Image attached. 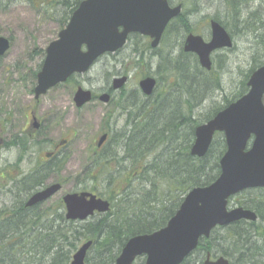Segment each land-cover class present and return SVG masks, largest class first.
<instances>
[{"label":"trees","instance_id":"obj_1","mask_svg":"<svg viewBox=\"0 0 264 264\" xmlns=\"http://www.w3.org/2000/svg\"><path fill=\"white\" fill-rule=\"evenodd\" d=\"M3 1L0 0V5ZM14 1L8 0L7 4ZM24 1L53 17L62 29L83 0ZM183 17L182 14L178 19L186 34L192 28ZM220 21L232 30L229 21ZM256 29L259 30L252 34L259 40L264 28ZM180 31L171 21L163 39L170 35L176 38ZM133 37L140 40L142 47L133 50L132 69L145 60L144 49H152L146 37L134 33L129 41ZM158 57L155 92L146 96L137 88L133 92L136 103L126 104L123 98L127 92L125 88L121 91L113 101L117 103L118 115L106 119L104 130L109 133V139L101 148L91 145L84 169L76 176L72 190H91L108 199L111 209L86 220H69L62 197L26 206L27 198L51 177L66 182L60 177L66 155L55 154L41 163L35 162L29 172L7 180L13 200L0 210V264H70L79 245L88 240L93 245L86 264H115L130 237L166 226L191 188L208 185L220 175V159L227 149L224 134L216 133L207 155L197 157L191 153L196 127L245 94L251 73L264 62L254 57L256 62L244 74L233 98L224 97V102L214 103L209 112L197 114L198 105L222 88L217 75L222 62L216 67L213 58L214 66L208 71L200 65L196 54L185 52L183 47L177 55L167 51ZM41 65L42 61L30 73L33 84ZM66 84L74 90L80 85L78 76H71ZM108 90L114 93L111 88ZM131 103L136 108H128ZM121 116L125 121L120 129H115ZM6 117L0 114V132L8 122ZM40 132L43 134V128ZM46 141L44 137L43 148ZM29 142V138L16 142L21 153L31 147ZM36 144L32 145L34 149ZM235 201L255 210L259 219L216 227L210 237L200 240L197 249L182 264H203L208 252L229 258L231 264H264V188L245 190ZM135 264H145V258L138 257Z\"/></svg>","mask_w":264,"mask_h":264},{"label":"water","instance_id":"obj_2","mask_svg":"<svg viewBox=\"0 0 264 264\" xmlns=\"http://www.w3.org/2000/svg\"><path fill=\"white\" fill-rule=\"evenodd\" d=\"M181 11V5L171 7L168 0H83L57 39L46 48L37 75L35 97L39 99L75 73H86L103 54L121 49L131 33L150 36L152 47L159 46L167 24ZM10 46L11 39L0 36V57ZM232 46L230 34L213 20L211 40L206 42L201 35L190 34L184 49L196 53L201 66L210 70L213 51ZM127 80V75L114 77L112 87L121 89ZM139 85L145 94L151 95L157 80L149 75L141 79ZM248 86L246 94L195 130L191 153L198 157L208 153L216 132L225 136L227 149L220 160L218 178L208 185L192 188L165 227L132 236L116 264H134L139 256H145V264H182L197 248L200 239L209 237L216 226L258 218L252 209L229 206V199L238 193L264 187V65L251 74ZM99 99L107 103L111 94L104 92ZM92 100L91 89L77 88L74 94L77 107ZM36 126L39 127L40 123L36 122ZM106 138L107 134L101 136L99 146ZM61 189V183L50 184L35 192L28 199L27 206L44 202ZM63 200L66 217L70 220H85L96 212L106 213L110 209L108 200L89 191L68 192ZM92 245L93 241H86L75 253L71 264H86L87 251ZM204 264L231 263L224 256L212 259L211 253H207Z\"/></svg>","mask_w":264,"mask_h":264},{"label":"rangeland","instance_id":"obj_3","mask_svg":"<svg viewBox=\"0 0 264 264\" xmlns=\"http://www.w3.org/2000/svg\"><path fill=\"white\" fill-rule=\"evenodd\" d=\"M186 1L183 12L187 14L198 11L192 17V23H195L199 31L203 32L202 35H207L206 31L209 29L207 19H209L208 16L214 15V8L205 6L208 0ZM7 3L8 0H4L0 5V36L10 38L12 44L5 57L0 59V114L5 118V112L11 111V126L19 132L20 126L25 125L26 112L28 114L30 109H34L42 122L43 136L47 140L42 150L44 158L47 159L45 157L47 152L66 155V163L60 174L66 182L63 190L53 198L56 200L74 188L76 176L82 172L86 164L87 151L91 145L97 144L100 134L106 127V119L110 115H118L117 103L105 104L97 98L78 109L73 99L74 91L67 84L52 88L36 100L34 92L31 91L36 81L33 84L34 78L30 73L38 68L44 59L42 51L57 39L61 29L53 17L44 15L24 0ZM181 35L182 33H179L176 40L173 35L162 39L157 48L150 50L143 48L145 60L138 65L139 67L132 69L130 65L134 63L133 50L142 47L140 40L133 37L119 52L113 56L103 57L90 73L78 76V81L84 87L100 94L110 86V80L114 76L124 75L123 73L127 72L130 78L125 91L132 95L137 88L140 89V79L146 75L155 76L154 71L160 59L158 55L165 54L167 51L174 55L178 54L182 46L174 45V42L181 40ZM257 43L258 40L252 34L239 35L232 48L222 49L213 55L216 67L220 64L219 62H222V68L218 69L219 74H217L221 79L222 88L198 105L197 114L209 112L214 103L224 102V97L233 98L240 89L244 74L256 62L254 57L264 62V43L261 40ZM108 73H110L109 80ZM119 94L120 92L115 96ZM124 121L125 118L121 116L115 129H120ZM29 124L26 125L25 130ZM26 131L29 132V128ZM6 137L2 130L0 132V210L11 204L13 200V196L8 193L10 184L7 180L10 177H18L21 172H29L38 156V154L36 156V150L32 156L28 155L23 163H16L19 156L18 150L2 147L5 145ZM65 139L69 141V144L56 148V144ZM53 179L54 177H51L48 183Z\"/></svg>","mask_w":264,"mask_h":264},{"label":"flooded vegetation","instance_id":"obj_4","mask_svg":"<svg viewBox=\"0 0 264 264\" xmlns=\"http://www.w3.org/2000/svg\"><path fill=\"white\" fill-rule=\"evenodd\" d=\"M168 2H169V5L171 7H176L178 5L182 6V12L178 16L172 18L170 21H174L175 25L180 27V29H181L180 33H182L181 40L175 41L174 45L181 46L183 44L182 45L183 48L185 46V41H186L188 35H190V34H199L204 38V40L206 42L210 41L212 38V21L213 20L219 22L227 30V32L230 34L232 40L234 41V45L236 42V38L239 35L252 34L253 31L259 30V29H256L258 27H260V29L264 28V0H208V3L205 4V6L213 7L215 13L212 16H208L209 19H207V20L209 21V29L206 31L207 35H205V36L201 34L203 32L199 31L196 24L192 23V21H193L192 17L194 16V14L198 13V11H196L194 13L189 12V13L185 14L183 11H184L186 4H187L186 0H168ZM205 8H207V7H205ZM216 11H217V13H216ZM182 14L184 15L183 20L186 21L192 28V31H190L186 34L183 33V31H182V27H181L182 21L178 19V17ZM220 19H225V20H227V22L229 21V24H230V27L232 30L230 31L229 29H227V27H225L222 24ZM164 34H165V32H164ZM164 34L162 36V39L164 37ZM146 38L150 42V46H151L152 38L150 36H146ZM176 38H174V39L176 40ZM260 40L264 43V32H262V36L258 40V43L260 42ZM152 49H154V48H152ZM220 50H222V49L220 48L219 50H217V52ZM214 57L215 56H212V61H213ZM119 75L120 74H118L116 76H119ZM110 83H111V81H110ZM127 84H128V82L126 83V85ZM108 88H110V87H108ZM108 88L106 87L104 90H107ZM107 91H109V90H107ZM121 91H114L113 97L111 98V102H113L116 99V96H115L116 93H118V92L121 93ZM141 92H142V90H141ZM142 94H144V93L142 92ZM144 95H146V94H144ZM129 96L130 97L123 98L124 103L129 104V102H133V101L137 100L136 95L132 94ZM36 100H39V99H36ZM133 103L135 104L136 102H133ZM133 103H131L130 106L127 105V107L128 108H136V106L135 107H133L134 105L132 106ZM5 116H7L6 118H8V122L6 123L5 127L3 128L4 132L7 136L5 142L8 145L7 147H9L11 149H17L18 150L19 156H18L16 163L19 162V160H20V163H23V161L27 157L26 154L22 157V153L20 151V146L18 144H16V142L19 141L20 138L22 140H25L26 138L30 139V142H29V144L31 146V148H30L31 152L29 154L30 156L33 155V151H34V148L32 147V145H34V141L37 142V144H36V150H37L36 156L38 154L37 162L38 161L41 162L42 159L44 158V154L42 151L43 149L40 147V142L42 141V133L40 132V129L42 127V122L40 121L41 125L39 127L36 126L37 121L34 120L35 117H37V119L39 120V117H38V114L36 113V111L34 109H30L28 114L26 112V116H24L25 117V123H24L25 125L20 126L19 132L17 130H14V128L11 126V124H12V112L11 111H9L7 113L5 112ZM27 124H29V127H28L30 130L29 132L26 131L28 128L25 130V127ZM104 133L107 134V138L103 142V144L100 146V148L109 139V133L107 131H104ZM98 146H99V143H98ZM60 147H62V145H60V144L56 145V148L59 149ZM52 153L53 152H47L46 155L49 157L52 155ZM260 188H264V187H260ZM251 189H257V188H251ZM246 190H249V189H246ZM242 192L238 193L237 195H235L229 199V206L230 207L244 206V205L238 204L235 201ZM245 208H248V207H245ZM249 209H251V208H249ZM253 211H255V210H253ZM257 216H258V214H257ZM258 219L259 218H257L255 221H257ZM242 220H246V219H242ZM247 221H252V220H247Z\"/></svg>","mask_w":264,"mask_h":264},{"label":"bare ground","instance_id":"obj_5","mask_svg":"<svg viewBox=\"0 0 264 264\" xmlns=\"http://www.w3.org/2000/svg\"><path fill=\"white\" fill-rule=\"evenodd\" d=\"M157 68H158V65H157ZM157 68H156V69H157ZM125 97H130V96H129V94H127ZM129 101H130V100H129ZM129 101H128V102H129ZM199 186H200V185H199ZM126 243H127V242H126ZM83 244H84V242H83L81 245H79V247H78V249L75 251V253L79 250V248H80ZM89 250H90V249H89ZM89 250L87 251V254H88ZM75 253L73 254V257H74V255H75ZM73 257H72V260H73ZM228 259H229V258H228ZM72 260H71V262H72ZM230 263H231V261H230ZM70 264H71V263H70Z\"/></svg>","mask_w":264,"mask_h":264}]
</instances>
